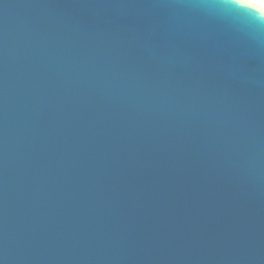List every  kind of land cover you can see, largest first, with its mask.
Instances as JSON below:
<instances>
[{"label": "water", "instance_id": "95a60500", "mask_svg": "<svg viewBox=\"0 0 264 264\" xmlns=\"http://www.w3.org/2000/svg\"><path fill=\"white\" fill-rule=\"evenodd\" d=\"M0 0V264H264V9Z\"/></svg>", "mask_w": 264, "mask_h": 264}, {"label": "snow or ice", "instance_id": "6c2138e0", "mask_svg": "<svg viewBox=\"0 0 264 264\" xmlns=\"http://www.w3.org/2000/svg\"><path fill=\"white\" fill-rule=\"evenodd\" d=\"M232 3L244 10H248L251 13H256L258 10L253 7L255 4H259L261 9H264V0H232Z\"/></svg>", "mask_w": 264, "mask_h": 264}, {"label": "bare ground", "instance_id": "6f19581e", "mask_svg": "<svg viewBox=\"0 0 264 264\" xmlns=\"http://www.w3.org/2000/svg\"><path fill=\"white\" fill-rule=\"evenodd\" d=\"M255 5L259 6V4H255ZM259 7H260V6H259Z\"/></svg>", "mask_w": 264, "mask_h": 264}, {"label": "clouds", "instance_id": "9594fccd", "mask_svg": "<svg viewBox=\"0 0 264 264\" xmlns=\"http://www.w3.org/2000/svg\"><path fill=\"white\" fill-rule=\"evenodd\" d=\"M248 11V10H247ZM253 14H256V13H253Z\"/></svg>", "mask_w": 264, "mask_h": 264}]
</instances>
